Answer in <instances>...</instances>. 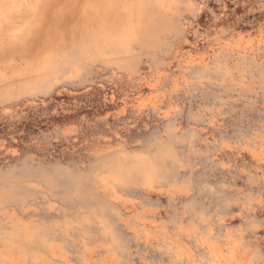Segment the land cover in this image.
<instances>
[{
	"label": "rangeland",
	"instance_id": "obj_1",
	"mask_svg": "<svg viewBox=\"0 0 264 264\" xmlns=\"http://www.w3.org/2000/svg\"><path fill=\"white\" fill-rule=\"evenodd\" d=\"M0 264H264V0H0Z\"/></svg>",
	"mask_w": 264,
	"mask_h": 264
}]
</instances>
